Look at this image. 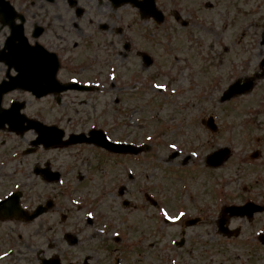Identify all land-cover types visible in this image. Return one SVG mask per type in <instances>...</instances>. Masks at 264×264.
Here are the masks:
<instances>
[{
    "label": "flooded vegetation",
    "instance_id": "af4514ba",
    "mask_svg": "<svg viewBox=\"0 0 264 264\" xmlns=\"http://www.w3.org/2000/svg\"><path fill=\"white\" fill-rule=\"evenodd\" d=\"M14 6L24 20L28 44H38L56 56V77L65 76L60 83L120 89V123L117 131L106 127L114 133L108 136L119 144L147 149L135 155H112L91 145L45 149L32 145L31 131L15 134L0 119V264H154L162 207L168 221L162 220L159 228L170 238L161 242L159 252L166 258L160 261L187 264L191 260L185 256L192 257L194 250L186 247L202 241L205 227L213 226L219 236L213 219H205L216 212L206 209L196 193L195 185L199 188L203 177L215 182V189L227 178L221 186L230 191L231 205L264 206V0H185L184 10L197 9V17L192 11L186 16V24L197 25V33L173 32L172 26H163L166 21L158 25L153 19L144 20L133 7H114L109 0H15ZM173 7L180 5L173 2ZM111 13L116 18L112 25ZM110 70L118 74L116 83L108 84ZM6 72L0 63V82ZM158 79H165L166 100L174 107L165 114L152 105L162 93L152 88ZM233 84L241 93L221 103ZM29 97L25 92H7L1 95L0 109L19 102L24 112ZM52 98L55 105L61 104ZM131 100L138 107L126 112ZM203 104L213 105V112H205ZM223 104L230 105L233 114L226 115ZM49 111H41L39 117L24 114L61 128L65 137L82 133L67 114L46 119ZM104 119L110 121L108 116ZM223 147L231 151L228 161L209 168L207 153ZM74 149H88L90 158L81 160L84 170L61 161ZM51 152L61 160L43 157ZM162 153L167 158L158 164ZM243 166L244 179L238 170ZM159 170L165 176H158ZM75 180L76 187L84 183L88 199L82 195L73 210ZM240 194L245 198L239 200ZM62 200L72 210L65 209ZM78 212L85 224L81 228ZM182 212L193 216L184 219ZM186 221L194 223L186 227ZM232 221L242 226L260 222L250 232H264V212ZM176 228L179 238L174 239ZM235 257L240 259L239 254ZM194 259L193 264H201Z\"/></svg>",
    "mask_w": 264,
    "mask_h": 264
},
{
    "label": "rangeland",
    "instance_id": "374dc122",
    "mask_svg": "<svg viewBox=\"0 0 264 264\" xmlns=\"http://www.w3.org/2000/svg\"><path fill=\"white\" fill-rule=\"evenodd\" d=\"M12 1V0H11ZM28 1H36V0H28ZM169 1L170 0H160V3L162 6H164V10L166 13H168L171 10V7L169 5ZM110 20H109V24L112 25V23L116 20L115 16L111 13L110 14ZM169 26L173 27V23L171 22L169 24ZM144 28H146L145 25H143ZM3 32H0V38H2V34ZM1 75V74H0ZM65 78L64 74H62L59 78L60 81H62ZM111 80H114V82L116 83L117 78L112 76H109L108 78V84ZM117 86V84H116ZM101 94L104 93V95L101 96L100 93L98 94H68L67 97H65L64 99H62V103H61V107H56L54 104V101L51 97H47L43 100H34L31 97H29V103L27 104L26 110L25 112L29 113V114H35L37 116L41 115V111H46L47 109L50 110L49 113L51 115H45L46 119H50V121H52L51 117L54 116L55 114H58L59 112L61 113H67L66 117H71L74 118L77 122H78V128H80V124H84V126L81 129H86L88 130V128L90 126H95V127H100L99 125L102 122V114L103 112H107V114L111 117V119H115L116 115H113V110L116 109L118 107V100H121V95L120 93V89L118 87H115L114 89L111 88H107L106 86L104 88H100L99 89ZM105 93H109L110 95H106ZM24 98H26V96H24ZM162 98V97H161ZM164 99V98H162ZM165 100H163L164 102ZM133 106L138 107V104H133V100L130 101V108L132 111ZM158 108L160 107V109H162L161 111H164V105L162 102L157 103ZM223 108L222 110L226 112V115L230 116L231 114H233L230 109L229 106L227 104H223L222 105ZM203 107L205 108V112L209 113V112H213L211 111L213 108V105L211 104H203ZM160 111V110H159ZM199 111V110H198ZM163 114V113H162ZM226 117V116H225ZM115 124H117V121L114 122ZM109 127H113V125H109ZM247 132V131H246ZM238 144L244 146L246 144V142L242 141V138L238 137ZM77 151V150H75ZM41 155V154H39ZM63 157L68 155L67 153H62ZM46 160H53V159H60V156L58 155V158H56L55 156V152H51L48 153L46 155L43 156ZM90 158V155L85 153V152H78V153H74L71 154L69 158H65L64 160H61L63 162H66L67 164H73L72 166L75 167L77 169V171H81L85 169L86 164L82 163L81 160H86ZM167 158L166 153H162L160 155L159 158V163H161V161H165ZM36 160V157H35ZM226 171H230L229 168L227 167ZM246 171V170H245ZM228 173V172H226ZM75 176L77 174V172H74ZM159 175H163L165 176V172H162L159 170ZM244 175V173H243ZM245 176V175H244ZM204 182H199V188L198 186L195 185V189H196V193L197 196H202V199L204 202H209L213 205V209L217 208L218 205L221 203L222 199H216V201L212 202L215 196V187L217 184H213L215 182H213L211 180V183L209 181V179L203 177ZM244 179V177H243ZM161 179H157V181H159ZM75 183L76 180L73 183V188H75ZM78 187V188H77ZM76 187V199H73L71 201V203L73 204L72 209H75L76 205H79L81 203L80 198L82 199V195L84 197H86V199H88L87 195H88V189L85 187L84 183L83 184H79ZM214 187V188H213ZM171 188L170 184H165L164 185V189L165 192L167 193V198H168V192H171V190H169ZM213 188V193H211V189ZM230 189V187H229ZM245 198L242 194L239 195V200L242 198ZM73 201H75V203H73ZM62 204H64V208L67 210H72L71 207L68 205H66L64 203V201L62 200L61 202ZM223 203H230L229 201V196L228 199H226ZM193 213V212H191ZM81 215L82 212H78V224L80 225L79 228L83 227L85 224L81 222ZM162 219V217H160V220ZM215 217H210L209 218V222H211ZM160 225H161V221ZM260 222H257V224ZM71 223L70 221L68 222L67 226H69ZM208 224V223H206ZM256 224V225H257ZM254 226H250L248 224H244L242 226V223L240 221H232L230 223V228H234V227H242L241 228V233L239 238L237 239H225L223 237L218 236L215 232H213V226L210 228L205 227L202 231V241L199 242L198 240H195L193 243H191V245H188L186 247V249L191 248L194 250V255L193 256H197L199 254V256L197 257V262H201V264H237L238 263V259L236 260V254H241L242 252L239 250V248H241V244L245 245L244 243H248L250 245H254V248H246L245 252L247 254H249L251 257H255V260H250L249 264H264V257L263 259H261V257L264 255V246L260 245L259 243H256V237L258 236V234L261 232V230H255V232H250L252 230ZM212 229V230H211ZM201 229H198L197 231H195L196 233L199 232ZM193 232V231H191ZM174 239L179 238V231L178 228H176L174 230V232L172 233ZM264 234V233H262ZM83 238L87 237V233L83 232L82 235ZM149 238V237H148ZM170 238V237H169ZM169 238L166 237V233H160L157 236V249L159 248L160 250V246H161V242L163 244H165L166 242L169 241ZM248 238H253V239H248ZM240 244V245H239ZM194 247V248H193ZM159 254V252H158ZM158 256V255H157ZM132 257H136V256H132ZM186 258H188L187 256H185ZM260 260V261H259ZM107 262V261H106ZM131 262L130 264H150L148 262H138L135 263ZM111 263V261L109 262V264ZM154 264H159V260L157 259V261L154 262ZM196 264V263H195Z\"/></svg>",
    "mask_w": 264,
    "mask_h": 264
},
{
    "label": "water",
    "instance_id": "95a60500",
    "mask_svg": "<svg viewBox=\"0 0 264 264\" xmlns=\"http://www.w3.org/2000/svg\"><path fill=\"white\" fill-rule=\"evenodd\" d=\"M0 2H1V0H0ZM9 63L12 64L13 62L10 61ZM13 64H15L23 72H26L25 66L23 67L24 68L23 69V68L20 67V65H18L16 63H13ZM37 72H40L43 75H46L47 74V77H45V78H47L46 80L48 82H52L53 83V84H50L49 86H46V87L30 86L29 87V91H31V92H33V93H35L37 95H41L42 96V95H45L47 93L60 92V91L66 90V89H73L74 88V86H72V87H58V86L54 85L55 82L53 81V78L52 77L51 78L48 77L50 75V72H51L50 68H47L45 66H40L38 68ZM45 137H47V136L45 135L43 137V139ZM75 141H77L78 143L81 142V141H84L86 143H93V142H95L96 145H99V146H102V147H106V146L116 147V145L106 142L105 139H104V137H103V135L100 132H96L95 134H91V137L88 138V139H86L84 137H78V139L75 140ZM111 151H119V150H117V149H111ZM224 152H225L224 150L221 152L222 153L221 154V160L225 157ZM218 161H219V157L217 155H215V156H213L211 158L209 165H216L218 163ZM226 212H229L230 213V208L229 209H226L225 210V213ZM222 223H223V221L220 223V225ZM221 229H222V231L224 230L223 226H222Z\"/></svg>",
    "mask_w": 264,
    "mask_h": 264
},
{
    "label": "snow or ice",
    "instance_id": "6c2138e0",
    "mask_svg": "<svg viewBox=\"0 0 264 264\" xmlns=\"http://www.w3.org/2000/svg\"><path fill=\"white\" fill-rule=\"evenodd\" d=\"M181 215H183V213H181Z\"/></svg>",
    "mask_w": 264,
    "mask_h": 264
}]
</instances>
